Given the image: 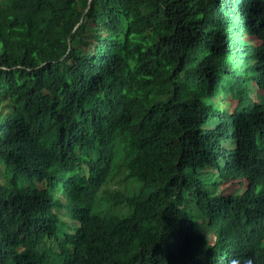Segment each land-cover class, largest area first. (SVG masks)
I'll use <instances>...</instances> for the list:
<instances>
[{"label":"trees","instance_id":"1","mask_svg":"<svg viewBox=\"0 0 264 264\" xmlns=\"http://www.w3.org/2000/svg\"><path fill=\"white\" fill-rule=\"evenodd\" d=\"M0 264H264V0H0Z\"/></svg>","mask_w":264,"mask_h":264},{"label":"rangeland","instance_id":"2","mask_svg":"<svg viewBox=\"0 0 264 264\" xmlns=\"http://www.w3.org/2000/svg\"><path fill=\"white\" fill-rule=\"evenodd\" d=\"M114 185L115 186H120L121 188L124 186V182H118V181H115L114 182ZM202 234L205 235L209 242L210 243H214L216 240H217V236H218V232L211 229L210 227L208 226H205L202 230H201ZM128 254L127 253H121L120 254V257L121 258H127Z\"/></svg>","mask_w":264,"mask_h":264}]
</instances>
